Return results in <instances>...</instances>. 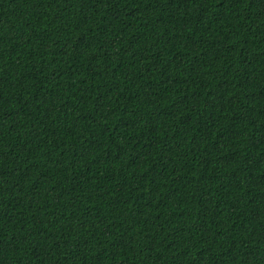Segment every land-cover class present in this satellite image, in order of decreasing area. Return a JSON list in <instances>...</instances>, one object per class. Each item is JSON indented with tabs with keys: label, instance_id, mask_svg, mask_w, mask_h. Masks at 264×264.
<instances>
[{
	"label": "trees",
	"instance_id": "16d2710c",
	"mask_svg": "<svg viewBox=\"0 0 264 264\" xmlns=\"http://www.w3.org/2000/svg\"><path fill=\"white\" fill-rule=\"evenodd\" d=\"M0 264H264V0H0Z\"/></svg>",
	"mask_w": 264,
	"mask_h": 264
}]
</instances>
